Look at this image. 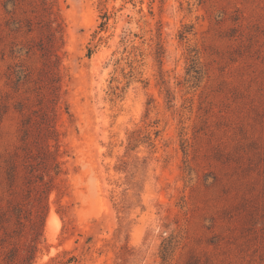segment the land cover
<instances>
[{
    "label": "rangeland",
    "instance_id": "374dc122",
    "mask_svg": "<svg viewBox=\"0 0 264 264\" xmlns=\"http://www.w3.org/2000/svg\"><path fill=\"white\" fill-rule=\"evenodd\" d=\"M55 9L62 172L31 264H264V0ZM29 18L30 0H0V264L31 241L29 221L2 220L31 206L21 128L35 94L13 73L41 65Z\"/></svg>",
    "mask_w": 264,
    "mask_h": 264
},
{
    "label": "trees",
    "instance_id": "16d2710c",
    "mask_svg": "<svg viewBox=\"0 0 264 264\" xmlns=\"http://www.w3.org/2000/svg\"><path fill=\"white\" fill-rule=\"evenodd\" d=\"M30 5L38 20L34 22L29 18L27 26L29 32L37 31L39 35L35 46L41 65L36 70L24 69L20 65L13 73L15 87L19 89L20 84L33 83L32 91L35 94V106L25 114L21 128L24 178L31 206L25 208L21 203L15 204L2 216V220L7 222L14 215L21 231L25 229L26 221H29L31 241L24 249V254H20L17 259L12 258L16 264H31L35 258L37 243L49 211L48 197L55 186V179L62 172L56 122L63 102L60 50L64 43V27L55 9L57 0H30ZM24 104L20 103V110L24 109ZM17 174L18 165L11 160L8 169L10 180L14 181ZM64 263L78 264L74 256Z\"/></svg>",
    "mask_w": 264,
    "mask_h": 264
},
{
    "label": "bare ground",
    "instance_id": "6f19581e",
    "mask_svg": "<svg viewBox=\"0 0 264 264\" xmlns=\"http://www.w3.org/2000/svg\"><path fill=\"white\" fill-rule=\"evenodd\" d=\"M57 221V220H56ZM55 223V220H54V216H53V213H51L48 217V220H47V227H46V233L48 235H51V231H52V228H53V225Z\"/></svg>",
    "mask_w": 264,
    "mask_h": 264
}]
</instances>
